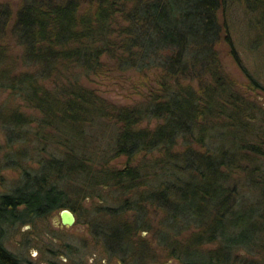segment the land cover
Here are the masks:
<instances>
[{
  "label": "trees",
  "instance_id": "1",
  "mask_svg": "<svg viewBox=\"0 0 264 264\" xmlns=\"http://www.w3.org/2000/svg\"><path fill=\"white\" fill-rule=\"evenodd\" d=\"M233 2L264 39V0H22L14 19L0 1V38L13 21L21 47L0 42V89L38 111L4 116L9 146L22 143L5 163L25 167L21 184L0 194V225L74 211L106 188L117 202L99 204L92 226L112 255L153 262L143 229L183 264H264V127L254 122L264 115L237 92L216 48L219 12ZM109 64L159 70L158 90L133 105L109 102L83 82ZM122 155L129 162L113 165ZM0 261L22 264L1 243Z\"/></svg>",
  "mask_w": 264,
  "mask_h": 264
},
{
  "label": "rangeland",
  "instance_id": "2",
  "mask_svg": "<svg viewBox=\"0 0 264 264\" xmlns=\"http://www.w3.org/2000/svg\"><path fill=\"white\" fill-rule=\"evenodd\" d=\"M0 1L12 8L14 19L22 0ZM219 20L223 25L224 34L216 48L220 54L223 70L233 81L237 92L245 97L244 99H247L246 101L257 111H262L264 115L263 87H256L250 83L246 73L235 61L225 39V35H231L243 65L261 86H264V39L259 40L262 31L256 25L253 15L240 2L230 3L226 9L220 10ZM12 22L8 26L7 37L0 38V42L13 44L12 48L15 50H10L16 54L21 47L14 44L15 41L9 34ZM158 74L159 70L157 69L146 72H140L133 68L119 70L109 64L102 72L83 78V82L88 88L96 91L113 104L133 105L144 101L152 92L158 90ZM23 113L32 114L34 118L38 116L37 110L26 106L22 98L9 88L0 89V194L12 193L21 184L25 161H21L22 166H7L4 157L5 155H15L16 151L22 148V143L18 142L14 146H9L7 130L3 123L4 116ZM254 122L264 127V121L257 122L255 119ZM156 123V120L149 123L145 121L143 125L155 126ZM35 125L36 120L29 126L31 132ZM262 159L264 163V156ZM128 162V157L122 155L115 158L112 163L118 167ZM31 166H37V163L32 162ZM262 166L264 168V164ZM102 192L104 198L78 199L77 207L74 210L77 221L73 225L66 226L61 223L60 210L62 208H59L27 223L17 221L0 225V243L25 264H134L131 257L124 258L118 256V253L112 255L106 250L102 239L96 238L92 222L97 215V206L104 202H106L105 204H116L115 202H117V196H110L109 189L105 188V191ZM21 208L22 206L19 207V209ZM158 219L159 217L156 216L154 225ZM191 233L192 230L184 232L180 239L186 243ZM139 236L148 241L150 248L155 250L158 256L153 262L145 264H183L180 259L173 257L156 241L152 231L142 229ZM212 247L214 245H204L203 253L207 254L209 248ZM198 264L215 263L202 262Z\"/></svg>",
  "mask_w": 264,
  "mask_h": 264
},
{
  "label": "water",
  "instance_id": "3",
  "mask_svg": "<svg viewBox=\"0 0 264 264\" xmlns=\"http://www.w3.org/2000/svg\"><path fill=\"white\" fill-rule=\"evenodd\" d=\"M60 220L62 224L71 226L77 221V217L72 209L65 207L60 210Z\"/></svg>",
  "mask_w": 264,
  "mask_h": 264
},
{
  "label": "flooded vegetation",
  "instance_id": "4",
  "mask_svg": "<svg viewBox=\"0 0 264 264\" xmlns=\"http://www.w3.org/2000/svg\"><path fill=\"white\" fill-rule=\"evenodd\" d=\"M17 259H18V258H17ZM0 264H3V263L0 261ZM22 264H25V263L22 262Z\"/></svg>",
  "mask_w": 264,
  "mask_h": 264
}]
</instances>
